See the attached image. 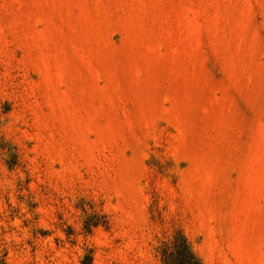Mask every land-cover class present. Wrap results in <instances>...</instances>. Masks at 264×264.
Listing matches in <instances>:
<instances>
[{"label":"rangeland","instance_id":"obj_1","mask_svg":"<svg viewBox=\"0 0 264 264\" xmlns=\"http://www.w3.org/2000/svg\"><path fill=\"white\" fill-rule=\"evenodd\" d=\"M264 264V0H0V264Z\"/></svg>","mask_w":264,"mask_h":264},{"label":"trees","instance_id":"obj_2","mask_svg":"<svg viewBox=\"0 0 264 264\" xmlns=\"http://www.w3.org/2000/svg\"><path fill=\"white\" fill-rule=\"evenodd\" d=\"M163 264H202L190 242L182 234L159 247Z\"/></svg>","mask_w":264,"mask_h":264}]
</instances>
